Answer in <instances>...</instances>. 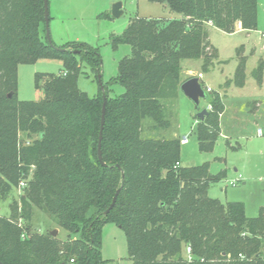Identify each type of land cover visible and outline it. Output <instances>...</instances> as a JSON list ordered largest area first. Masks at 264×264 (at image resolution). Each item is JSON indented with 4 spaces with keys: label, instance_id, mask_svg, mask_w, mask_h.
<instances>
[{
    "label": "trees",
    "instance_id": "trees-1",
    "mask_svg": "<svg viewBox=\"0 0 264 264\" xmlns=\"http://www.w3.org/2000/svg\"><path fill=\"white\" fill-rule=\"evenodd\" d=\"M150 1L180 17L131 20L113 38L114 47L130 45L131 55L120 60L104 91L90 96L78 79L83 63L98 78L99 48L77 41L53 48L43 35L44 0H0V201L24 186L20 199L12 200L11 215L0 216L4 264H106L101 248L109 222L124 230L134 264H264V206L249 217L243 202L210 197L211 185L227 171L181 164L182 135L168 111L192 77L186 61L203 60L206 69L218 56L210 29L234 32L239 21L246 30L258 29L260 1ZM237 56L233 83L242 87L243 46ZM42 58L62 60L63 71L36 75L35 85L43 89L39 100L18 99L19 64ZM253 77L264 81V58ZM113 84L125 91L111 97ZM207 92L205 108H212L195 128L202 149H211L220 136L225 109L218 92ZM104 93L106 166L98 159ZM23 132L32 140L22 139ZM35 207L54 218L67 240L52 235L54 229L33 230Z\"/></svg>",
    "mask_w": 264,
    "mask_h": 264
},
{
    "label": "rangeland",
    "instance_id": "rangeland-1",
    "mask_svg": "<svg viewBox=\"0 0 264 264\" xmlns=\"http://www.w3.org/2000/svg\"><path fill=\"white\" fill-rule=\"evenodd\" d=\"M50 9V36L57 46L71 41L83 42L98 47L102 56V81L108 82L118 74L121 59L131 55L128 44L113 45V38L122 34L131 20L136 17L159 18L168 20L180 17L166 4L150 0H48ZM260 1L259 26L264 28V0ZM117 2L123 3V14L113 15L112 8ZM236 30L224 32L217 28L210 29L211 42L217 50V57L208 68H202V61H186L195 71L186 75L197 76L202 71V83L211 92H218L226 104L220 116L221 134L211 149L199 146L195 133L197 110L195 104L181 90L172 109V120L178 132L189 138L181 145V164L183 166L209 165L211 173L227 171L226 178L212 184L209 196L226 203L241 201L245 204L246 215L255 217L264 206V136L257 135V126H264V81L259 84L253 77V70L264 58V38L260 31ZM47 39L46 33H43ZM243 46L247 57L246 83L238 87L233 83L238 65L237 50ZM223 60V61H222ZM63 71L60 59L42 58L34 63H22L18 67V99L39 100L43 89L35 85L36 75L59 74ZM78 86L90 96L100 91V83L91 68L83 63L78 79ZM125 91L120 84L111 86L110 95L115 97ZM259 103L256 114L251 113ZM202 108L207 100L201 99ZM208 106V109H211ZM176 134V132H175ZM35 137V136H33ZM21 138H26L21 133ZM236 169V170H235ZM241 177H240V176ZM241 178L235 185L230 181ZM23 185L15 188L9 198L0 201V216L11 215L13 198L19 200ZM33 230L45 232L56 229L59 239L67 240L68 233L59 227L54 218L44 209L35 207L31 220ZM102 257L106 264H134L130 257L124 230L116 223H106L102 234ZM71 264V263H69Z\"/></svg>",
    "mask_w": 264,
    "mask_h": 264
},
{
    "label": "water",
    "instance_id": "water-1",
    "mask_svg": "<svg viewBox=\"0 0 264 264\" xmlns=\"http://www.w3.org/2000/svg\"><path fill=\"white\" fill-rule=\"evenodd\" d=\"M123 3L122 2H117L113 5L112 12L113 15L116 17H119L123 14ZM44 19H45V28H46V36L49 44L56 49L59 50H64L60 47H57L51 39L50 36V9H49V1L44 0ZM98 80L100 83V87L104 91V83L102 81V75L101 73L98 75ZM180 90L189 98L193 101L195 104V108L197 110V116L202 120L205 118L206 115L209 114V111L207 108H202L200 103L201 99H208V92L205 89L204 85L202 84L200 78L198 76H193L183 82L180 86ZM106 101H107V96L104 93V101H103V107H102V115H101V125H100V132H99V140H98V159L99 161L106 166V163L103 160V151H102V142H103V133H104V127H105V122H106ZM120 193V189H118L113 197L112 203L110 206L106 209L105 215H107L111 209L114 207V205L117 202L118 196ZM57 230L54 229L52 231V235H56ZM0 264H4L2 261H0Z\"/></svg>",
    "mask_w": 264,
    "mask_h": 264
},
{
    "label": "built area",
    "instance_id": "built-area-1",
    "mask_svg": "<svg viewBox=\"0 0 264 264\" xmlns=\"http://www.w3.org/2000/svg\"><path fill=\"white\" fill-rule=\"evenodd\" d=\"M237 29H239V30L244 29L242 22L239 21V22L237 23ZM263 36H264V33H263ZM198 77L201 79V78L203 77V74L200 73V74L198 75ZM204 87H205V89H206L207 91H211L209 87H206L205 85H204ZM258 134H260V135H264V128H259V129H258ZM188 140H189V138H188L187 136L182 137V143L185 144V143L188 142ZM239 176H240V175H239ZM240 177H241V176H240ZM240 177H238L237 179H233L232 181H230L231 184L235 185L238 181L241 180ZM188 252H190V249H188Z\"/></svg>",
    "mask_w": 264,
    "mask_h": 264
},
{
    "label": "crops",
    "instance_id": "crops-1",
    "mask_svg": "<svg viewBox=\"0 0 264 264\" xmlns=\"http://www.w3.org/2000/svg\"><path fill=\"white\" fill-rule=\"evenodd\" d=\"M212 28H214V27H212ZM237 30H239V29H237ZM242 30H246V29H242ZM241 30V31H242ZM240 31V30H239ZM251 31V30H250ZM249 31V32H250ZM255 31H260V33H261V35H262V38H264V36H263V33H264V28H258V29H256ZM210 38H211V36H210ZM223 61V60H222ZM193 71H195V70H188L186 73H188V74H190V72H193ZM200 72H198V74H199ZM197 73H196V75H198ZM205 76H204V74H203V77L200 79L201 80V82H202V79L204 78ZM203 84V83H202ZM204 85V84H203ZM207 87V86H206ZM223 101H224V98H223ZM259 103L260 102H258V105H259ZM224 104H225V102H224ZM225 108H226V104H225ZM225 110V109H224ZM258 110H259V108H257V107H255L254 106V108H253V110H252V112L251 113H254V114H256L257 112H258ZM223 114V113H222ZM221 114V115H222ZM264 117V115H262V118ZM259 128H264V126H260L259 124H258V126H257V131H256V133H257V135H260V134H258V129ZM264 136V135H263ZM182 137H185V136H182ZM184 144V143H183ZM236 170V169H235Z\"/></svg>",
    "mask_w": 264,
    "mask_h": 264
}]
</instances>
